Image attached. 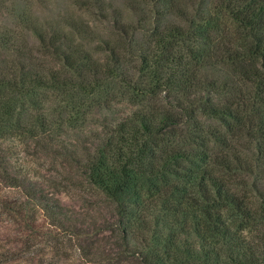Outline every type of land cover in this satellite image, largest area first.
Segmentation results:
<instances>
[{"label": "trees", "instance_id": "1", "mask_svg": "<svg viewBox=\"0 0 264 264\" xmlns=\"http://www.w3.org/2000/svg\"><path fill=\"white\" fill-rule=\"evenodd\" d=\"M74 1L89 18L52 24L22 13L16 28L0 26V181L23 192L10 198L0 186V206L32 217L62 212H56L59 201L9 162L15 142L26 149L35 140L39 150L54 149L72 162L80 188L102 196L117 216L109 226L66 228L82 241L78 248L90 262L104 254L102 260L115 264H264V185L257 158L264 151V109L246 104L245 111L240 103L215 100L208 64L218 55L242 63L255 85L251 104L263 98L264 0L222 2L212 9L206 0L192 9L184 0ZM215 9L227 21L223 34L213 31ZM25 30L37 48H28ZM89 41L95 42L91 48ZM37 50L75 74L87 72V61L94 67L90 82L104 79L74 104L80 119L54 120L45 113L41 91L57 85L59 70L28 62ZM116 99L129 108L103 115L83 138L65 135L79 120L86 124L90 112L81 111ZM35 221L27 224L37 231L43 226ZM106 230L116 244L98 253L97 235Z\"/></svg>", "mask_w": 264, "mask_h": 264}, {"label": "rangeland", "instance_id": "2", "mask_svg": "<svg viewBox=\"0 0 264 264\" xmlns=\"http://www.w3.org/2000/svg\"><path fill=\"white\" fill-rule=\"evenodd\" d=\"M199 1L184 0V3L189 9H192L198 5ZM234 1L206 0L205 5L208 9H212L213 7L218 8L222 2L224 5H232ZM74 3V0H6L0 4V26L3 29L16 28L21 22L19 15L22 13H25L27 17L35 18L40 23L50 22L52 24H60L68 17L78 18L83 15L90 17L84 9H78ZM117 4L121 5L122 0H118ZM12 7L14 8L13 12ZM218 12V9H215L212 13L213 20L218 25L213 31L215 34H223V32L229 31L226 26L227 21L220 17ZM23 35L28 48H37L38 42L29 30H25ZM94 44L95 42L90 43L89 41L87 48H91ZM1 47L0 45V50ZM28 52L30 51L28 50ZM3 53L6 55V51ZM96 56L98 58L102 57V55H95L92 58L96 59ZM4 57L9 59L7 55ZM31 58L43 70H59L57 85L41 91L47 100L45 110L47 116L54 120H58L60 117L70 118L73 116L75 119H80L75 107L79 105V101L84 98L85 93L96 92L104 79L99 75L93 83L90 82L94 67L91 65L90 67L87 61L82 62L84 68H87V72L75 74L71 70L65 71L66 69L58 61H55L54 57L38 50L31 54L28 62L31 61ZM20 60L26 62V56L22 55ZM208 64L212 67L209 90L214 94L213 98L215 100L221 99L224 102L240 103L241 108L245 111H247L246 104L250 106L252 111L253 109L257 111L264 109V95L262 99L257 100V103L252 105V102H250L252 100L250 97L255 94V85L251 81L249 82L242 73V63L229 64L225 62L223 57L218 55ZM63 73H65V77ZM83 76L88 78H83ZM117 99L113 103H106L104 100L101 103L94 102L93 107L81 111V113L87 112V114L90 112V115H87L86 124L81 125V120H79L74 123L76 124L74 129H68L65 135L70 136L72 140L77 137L83 138L84 134L98 128L97 125L103 115L110 114V112L121 113L129 108L126 102H120ZM61 110H63V113ZM200 119L206 124L220 127L219 121L213 118L201 116ZM10 141L12 140L6 143L9 144ZM35 143L34 140L30 147L25 149L19 141L15 142L17 148L11 153L9 162L15 168L14 172L26 177L28 182L36 183L41 190L59 201L61 208L56 212L62 209L63 214L62 212L60 214L56 213V215L45 211L35 212L33 215L37 220L35 224L40 223L43 226L36 231L35 228L31 229V226L27 224L30 219H33L30 213L23 210L21 212L19 208L17 211L4 210L0 206V252L10 251L7 256L0 254V259L6 260L7 264H115L102 260L101 256L104 254H99L100 258L96 256L95 261L90 262V259L83 257V253L78 248V242L82 243V241L71 237L69 230L66 229H71L75 225L84 229L90 226L94 229L109 226L110 223L113 224L117 221V216L112 211V207L102 196L94 194L91 190L85 192L83 188H80L81 185L78 184V180L73 177L75 174L77 175V167L72 165V162L62 156L55 155L54 149L39 150L38 145L35 146ZM257 158L260 165H262L259 173L261 182L264 185V151L257 155ZM0 186L3 189L1 195H8L10 198H18L23 193L20 189L6 186L1 181ZM54 203L58 202L54 201ZM57 235L63 238V241L58 238L59 242L56 238ZM109 235V230L97 235L102 238V243L98 246V253H102L104 250L107 251L110 246L116 244L113 238L108 237ZM87 242V239H85L83 244Z\"/></svg>", "mask_w": 264, "mask_h": 264}]
</instances>
